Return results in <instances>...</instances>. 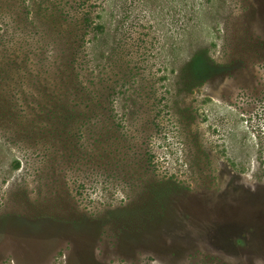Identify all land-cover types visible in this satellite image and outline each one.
<instances>
[{"label":"rangeland","instance_id":"rangeland-1","mask_svg":"<svg viewBox=\"0 0 264 264\" xmlns=\"http://www.w3.org/2000/svg\"><path fill=\"white\" fill-rule=\"evenodd\" d=\"M25 1L51 42L61 39L45 31L43 6L61 7L75 55L61 42L44 58L21 45L6 12L23 0H0V35L56 98L89 100L87 86L103 91L106 110L96 142L19 90L32 132L0 113V264H264V0ZM81 10L89 27L72 23ZM56 56L75 59L74 86ZM199 58L212 71L197 73Z\"/></svg>","mask_w":264,"mask_h":264},{"label":"trees","instance_id":"trees-1","mask_svg":"<svg viewBox=\"0 0 264 264\" xmlns=\"http://www.w3.org/2000/svg\"><path fill=\"white\" fill-rule=\"evenodd\" d=\"M14 1L15 2H10V3H17L16 2L17 0ZM22 3H23L22 6L23 8L18 9L17 7H12L10 8L13 10L12 14L6 12L11 18V20L14 22L13 26H15L16 29H18V33L24 35L23 37H25V39L21 42V45L24 42L29 46H34V48L38 50V53L40 54V56H42V58H44L45 54L48 52V48L52 47V45H55L54 44L55 42L63 43V48L66 47V49L70 52L71 50L75 49L76 47L75 45L79 40V38L75 37L73 34L74 33L73 25H68L58 22L59 19L61 18L60 13H63V10L61 9V7H57V3H52V6H49V8H45V6H43V11L46 10L51 17L50 18L51 22H48L45 31H47L48 33L52 31L59 37V39H61V41L54 39L53 42H51V40H44V38L41 35V30L39 28H34V26L32 28V24L30 23L31 21L29 20L30 17L29 5L26 4L25 0H23ZM11 5L13 6V4ZM11 5L10 4L2 5L1 10L4 11V6L10 7ZM78 7L81 8V6ZM78 7L77 5H75L70 8L78 9ZM17 11L19 12V14ZM83 12L81 10V13ZM14 14L16 16H14ZM72 23L77 24L78 26L82 25L85 27H89L90 25H92L91 18L87 13H83L82 17L79 20H76L75 22ZM67 32L71 33V35H68ZM44 36L45 39H51L48 38V36L45 34ZM11 41L12 38L6 32H4L3 35H0V97L3 98L6 101L5 103L7 104V109L6 107H0V113L3 114L0 115L4 116L2 120L5 122V124L8 126L6 120V116L8 115L9 124H11L9 121V117L12 116L15 120V124L21 127V129H23L26 133H31L33 130V128L30 127V124L29 125L23 124V126L20 124L22 118L18 114V110H17L18 105L16 104V102H14V100H18V97L14 96V94L16 93V90H19L21 92L20 98L21 99L25 98V100H23V103L29 106V104H31L33 100H37L38 106L41 107L43 113L45 114V116H47V119H53V117H55L59 119V121L63 119L66 120L68 123L70 122H76V124L79 123L77 125L78 126L77 130L81 135L82 132L86 134L88 133V131H91V133L94 135L93 137H95V141L93 142H96L97 139L100 138L102 139L103 134L99 135L98 133H96L94 127L100 121V119L96 118V114L98 113V111L100 109H103L104 111L106 110L105 109L106 105H104L103 101L101 100L103 97V91L99 92L98 94L95 92L93 93L89 91V88L87 86H85L87 89H85L84 87L82 91L84 95L86 94V96L89 97L91 100L90 99L86 100L81 97V100L77 101V103H72V101L74 102L73 98L71 100H64L59 95L58 98H56L54 96L53 90L42 82L43 79L42 71L39 68L36 69L38 74L35 75L33 73L34 72L33 70L31 71L30 69H28L29 65L34 66L35 68L37 66L32 63V61L27 55L20 52L19 48L17 54L16 53L17 49L14 47V44ZM66 49L64 50V52H66ZM71 54L75 55V52L73 51L71 52ZM55 60L57 62V67L62 69V72L65 73L67 77V82L72 86H74L75 83L77 82V77H78V74L74 72V70L76 69L75 67H77L76 64H74L75 59L72 58V56H68L67 58H65L64 56L63 57L56 56ZM194 64L195 66L197 65L196 66L197 73H200L201 71L205 73L210 72V70L212 71V69L210 68L209 69L205 68L204 58L203 59L199 58L198 60H196V62H194ZM194 64H192V66H194ZM70 65L73 66V68ZM45 78L49 82L47 76H45ZM50 79L54 80V78H50ZM25 82L30 86V89L24 87ZM53 84H56L57 88L61 92L63 91L64 86L58 80L53 82ZM56 85L54 86L56 87ZM76 89H79L80 91L81 88L76 87ZM62 93L64 96L70 97V94H68L66 91ZM66 101L68 104H64V102ZM88 101L89 104L93 105V109L88 108L87 105H86L87 109L85 107L84 108L82 107L85 106L82 104V102L86 104ZM52 104L53 105L57 104V105L53 106ZM101 122H102V126L105 127L104 130H107L108 132L109 131L108 123L102 120ZM76 124H74L73 126H76ZM61 130H63V126H60L58 130L59 131L58 143L62 148V150H69L71 144L70 139L63 140V138L66 136L67 133L62 132ZM89 138L90 139L88 141V144H91V139L93 138L92 137ZM94 144H95L94 146L96 147V143ZM94 146H90V150L87 151L88 156L91 149H93ZM132 179L135 180L136 178L132 177ZM169 187L170 186H167V188L164 187L160 192H156L154 194V200L158 201L162 196L164 197L165 194H167L166 191Z\"/></svg>","mask_w":264,"mask_h":264}]
</instances>
